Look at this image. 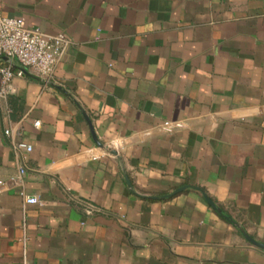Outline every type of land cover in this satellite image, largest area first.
<instances>
[{
  "label": "crops",
  "instance_id": "1",
  "mask_svg": "<svg viewBox=\"0 0 264 264\" xmlns=\"http://www.w3.org/2000/svg\"><path fill=\"white\" fill-rule=\"evenodd\" d=\"M0 14L69 40L50 81L0 58V264H264V0Z\"/></svg>",
  "mask_w": 264,
  "mask_h": 264
},
{
  "label": "built area",
  "instance_id": "2",
  "mask_svg": "<svg viewBox=\"0 0 264 264\" xmlns=\"http://www.w3.org/2000/svg\"><path fill=\"white\" fill-rule=\"evenodd\" d=\"M68 44L69 40L64 34L51 35L40 29L27 27L21 18L0 14V58L8 57L17 60L22 67V70L18 71L19 75L25 73L26 69L32 75L50 81ZM14 74L12 65H6L0 69L2 79L0 100L8 94L10 81ZM34 124L36 127L40 126L39 121ZM181 126V123L166 124L165 129L172 131ZM5 133L10 135L11 131L6 130ZM17 147L27 152L33 150L31 145L23 142L17 143ZM20 172L24 173V170L21 169ZM12 181L15 180L12 179ZM3 186L4 184H0V187ZM21 194L28 204H40L37 197L28 196L24 191Z\"/></svg>",
  "mask_w": 264,
  "mask_h": 264
},
{
  "label": "water",
  "instance_id": "3",
  "mask_svg": "<svg viewBox=\"0 0 264 264\" xmlns=\"http://www.w3.org/2000/svg\"><path fill=\"white\" fill-rule=\"evenodd\" d=\"M4 59H5L6 61H9V58H8V57H4ZM184 189H185V187H181V188L177 189V190L175 191V193H179V192L183 191ZM205 198H206L207 202H208V203H209L214 209H216L220 214L224 215L223 212H222L220 209L217 208V205H216V204H215V203H214L209 197L206 196ZM224 217H225L227 220H230V221H231L233 224H235L237 227L241 228V226H240L238 223H236L235 221L231 220L230 217H228V216H226V215H224ZM244 235H245V237H246L249 241H251V242L254 243L255 245H258L259 247L264 248V244H263V243H260V242L256 241L253 237H251L250 235H248V234H246V233H244Z\"/></svg>",
  "mask_w": 264,
  "mask_h": 264
}]
</instances>
